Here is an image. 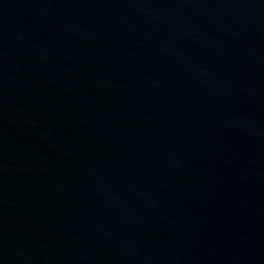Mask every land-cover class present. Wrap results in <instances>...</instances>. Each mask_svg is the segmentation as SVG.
I'll list each match as a JSON object with an SVG mask.
<instances>
[{"label":"water","instance_id":"water-1","mask_svg":"<svg viewBox=\"0 0 264 264\" xmlns=\"http://www.w3.org/2000/svg\"><path fill=\"white\" fill-rule=\"evenodd\" d=\"M0 264H264V0H0Z\"/></svg>","mask_w":264,"mask_h":264}]
</instances>
